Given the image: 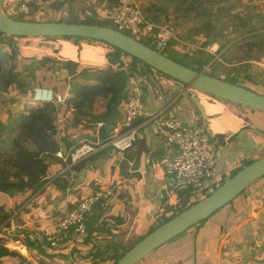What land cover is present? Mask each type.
Listing matches in <instances>:
<instances>
[{"label": "trees", "instance_id": "1", "mask_svg": "<svg viewBox=\"0 0 264 264\" xmlns=\"http://www.w3.org/2000/svg\"><path fill=\"white\" fill-rule=\"evenodd\" d=\"M118 1H107L108 6L106 8L112 10ZM138 1L142 5L146 18L150 21H160L163 18L168 20L170 13L173 12L176 15V19L182 20L183 25L192 24L190 29L180 23H178V27L184 33L183 40L198 45L199 48H186V46L172 41L170 45L176 44L179 47L178 52L180 51L179 49L183 48V52H185L184 60L181 61L177 58L178 53L172 50L169 52L174 55L166 56L195 71H201L205 66L212 63L211 72H208L211 77L220 78L217 76L216 71H213V66L224 65L221 62L224 54L220 55V59L215 60V56L206 49L213 44H217V53L220 54L222 50L231 46L235 38H242L244 55L239 58H246L239 60V65L232 67L233 73H228L223 79L264 95L260 92V89H264V84H260L257 74H253L249 70L250 67H253L249 61L259 60L264 51V13L259 10L258 3H254V0ZM50 5L59 8V6L64 4L62 2H52L47 7ZM30 8L31 15H35L37 6L30 4ZM9 17L20 21L35 22V20L12 17L10 15ZM225 19L231 24L233 22V25L229 27V25L224 23ZM69 23L109 27L97 23L74 21ZM197 38H202L203 40L200 41ZM39 39L41 38L10 36L0 32V98H5L6 94L12 92L14 97L12 100L10 99L11 105L13 110L16 109L15 112H10L9 110L6 121L5 119H0V193L21 197V200L23 199L22 204L17 209L22 208V212H25L30 205H34L35 201L48 188H67V180H65L64 184L62 175L53 179L54 176H52L53 173L51 172L52 165H62V159L57 156L63 149L61 141L67 145L65 149H72L75 144H73L70 135L82 138L85 132L90 131L97 121L105 122V119L110 114L112 105L117 104L119 106L126 99L130 92L128 89L129 82L149 71V67L143 62L112 47V51L108 53L107 63L101 67H88L82 70V67L76 62L67 61L65 62L66 64H63L64 73L61 81L62 83L65 81V83H63L62 89L65 92L69 90L73 95L65 103L60 105L48 103L23 110L20 106L22 100L26 97L28 89L34 86H41L38 84H40L42 79L51 86L42 87L56 88L57 90H54L56 93L61 92L58 91L59 85L54 80V75L50 74L55 72L53 71L54 67L61 63L53 55L55 53L41 57H30L24 61L23 69L19 67L16 70L17 62L21 60L20 57H22L23 53V46L20 45V41H26L27 45H31L32 41H38ZM145 45L155 50L154 47L148 44ZM171 46L169 49H171ZM34 48L35 52L46 53L44 49L39 48L38 50L36 49L38 47ZM71 77L78 81L69 85L68 80ZM248 82L255 88L248 86ZM59 118L63 119L60 124L58 123ZM61 127H64L68 136L64 139L59 136ZM105 133L106 135L108 134L106 130ZM7 167L16 170V173L11 175L7 171ZM75 168L76 166L71 170ZM31 198L33 200H30ZM179 198L177 210L173 211L175 214L165 216L161 222L155 225L156 227L153 226L149 229L148 234L154 230V227L156 229L182 210L196 203L190 202L192 197L189 194H180ZM28 201L29 203H27ZM100 211L102 212L103 210L101 205L98 204L88 221V235L98 229L95 226ZM18 219L21 220L20 214L15 215L14 209L0 206V264H64L65 261L63 259L71 257L68 255V249L72 255L81 252L74 244H67L58 249L51 248L46 242L42 230L39 229H35L33 232L23 230L14 236V239L18 240L21 235L22 239H24L22 245H25L31 252L36 250L37 256H32L33 254L30 252L31 258L28 259L16 250H10L6 247V242L2 239V236L11 234L7 229L12 224L16 225L19 223ZM92 219L95 221L93 222ZM102 227H105V225ZM100 231L103 230L100 229ZM134 244L115 243L112 246H95L93 252L89 250V254L84 259L92 264H115L120 259V256ZM47 247L49 248L48 250Z\"/></svg>", "mask_w": 264, "mask_h": 264}, {"label": "crops", "instance_id": "2", "mask_svg": "<svg viewBox=\"0 0 264 264\" xmlns=\"http://www.w3.org/2000/svg\"><path fill=\"white\" fill-rule=\"evenodd\" d=\"M183 34L182 31V38ZM85 43L96 46L98 63L90 66L94 65L92 59L77 61L76 57H64L63 61L57 64L60 65L59 73H64L63 64L67 61L78 63L82 70L101 67L107 63L112 47L91 39H87ZM176 46L173 44L170 50L178 53ZM136 81L137 79L129 82L128 89L138 90L140 93L139 90L144 88L143 83L146 80H138V84ZM68 83H72L71 79ZM146 83L149 89L146 92L147 101L143 103L146 115L160 113L158 120L176 119L211 137L217 157L214 180L207 184L209 189L218 184L221 186L236 172L264 156L263 113L246 108L229 110L223 102L213 99V104H210L207 102L208 97L199 94L205 105L204 118L196 105L190 101L191 93L183 91L182 84L171 79H162V94L157 90L155 94L150 84L148 85L149 81ZM119 112L122 115L120 109ZM121 119L122 116L114 121L113 129L120 125ZM145 120V116L139 117L136 125ZM105 129L108 133L106 123ZM109 133H112V130ZM59 136L61 139L68 137L64 127H61ZM70 137L72 141H79L77 136ZM76 141H73V144H76ZM61 142V151L68 152L70 149H65L67 145ZM173 149L167 146L151 127L146 126L140 131L134 151L127 154V158L134 164L132 172H128L129 165L123 168L125 161H121L116 151H111V148L99 151L73 170L62 172V165H52L53 179L62 175L63 183L65 184V180L68 182L67 188H48L34 205L28 208H45L43 211L48 212L44 214L43 219L37 220L34 228H31L29 224L32 222L26 224L28 222L21 218L19 223L12 224L13 226L7 229L11 232L8 235L14 237L23 230L33 232L35 229L51 227L87 194L111 185L115 186L118 192L117 201L110 207L112 216L105 223V227L98 225V218L95 226L98 229L89 235L87 233L85 241L92 243L90 246L94 249L101 244H128L134 243L137 238L142 239L153 224L161 222L165 216L173 214L177 209L179 196L171 194L166 188L170 176L165 169L155 166L170 155ZM18 213L22 217V210ZM101 213L100 211L99 214ZM2 237L6 238L5 235ZM21 239L20 235L19 241L15 239V242L22 246L20 250L23 253L28 252L29 249L22 245L24 241H20ZM31 253L32 256L37 254L36 250ZM146 259H152L148 264H264V176L207 220L172 239Z\"/></svg>", "mask_w": 264, "mask_h": 264}, {"label": "built area", "instance_id": "3", "mask_svg": "<svg viewBox=\"0 0 264 264\" xmlns=\"http://www.w3.org/2000/svg\"><path fill=\"white\" fill-rule=\"evenodd\" d=\"M30 4L42 8L46 1L15 0L13 6L16 13L29 15L31 12ZM108 16L117 27L116 30L127 31L131 37L140 36L143 39L153 41L160 49H167L172 41L187 48H199L198 45L183 40L173 16L169 17L168 20L164 18L154 22L148 20L138 0H119L117 7L111 12L101 14V18H108ZM214 45L209 46L206 50L213 54L217 60L220 59V54L216 55L218 46ZM176 47L178 50L179 47ZM249 63L264 70V54L259 60H251ZM211 64L203 68L206 73L211 70ZM186 91L192 96L200 94L193 88ZM69 98L68 93L55 95V92L50 88L34 86L27 91L21 109L26 110L48 103L60 105ZM119 109L122 113L121 123L112 129V133L106 135L105 122L97 121L93 128L85 132L84 135L95 137L96 142L85 138L79 140L68 152L61 151L57 154L62 159V172L71 170L106 148H111L120 154L121 160H128V172H132L133 161L126 158V155L134 151L140 131L148 126L163 139L167 146L174 148L172 153L160 160L158 165L165 169L170 176L167 190L173 195L189 194L192 198L201 197L207 192L209 189L208 182L213 181L215 177L217 157L209 135L186 126L176 119L158 120L160 113L146 115L138 90L130 91L123 103L119 105ZM228 109L233 110L234 108L229 107ZM142 116L146 117L145 122L132 126V123ZM58 122H63V119L59 118ZM117 195V188L111 185L93 190L77 202L72 209H69L62 219H59L53 226L42 230L46 242L54 249L67 244L84 242L87 237L88 221L95 207L100 204L103 210L98 221V225L102 227L112 216L110 207L114 201H117Z\"/></svg>", "mask_w": 264, "mask_h": 264}, {"label": "water", "instance_id": "4", "mask_svg": "<svg viewBox=\"0 0 264 264\" xmlns=\"http://www.w3.org/2000/svg\"><path fill=\"white\" fill-rule=\"evenodd\" d=\"M10 1L0 0V32L4 34L29 38L76 37L100 41L138 59L152 69L147 73L146 77L139 76L136 81L137 84L138 80L144 82L147 78L149 81L148 85L150 84L151 87H154L162 94L161 81L168 78L182 84L184 86L183 91L189 88L199 91L201 95L208 97L207 102H210V104H213V99H219L264 114V95L232 84L223 78L211 77L206 74L205 69L195 71L186 67L115 28L56 21L34 22L15 20L4 11L7 3ZM116 7L117 5H115ZM59 70L60 65H56V73ZM154 72L164 77L156 79ZM146 85L147 83L144 82L143 87H146ZM139 88L142 87L139 86ZM190 101L196 105L202 116L206 118V110L202 98L198 95L192 96ZM120 118L119 106L113 104L110 114L105 119L108 133L113 129L114 121ZM85 138L93 142L97 141L95 137L91 136H84L79 140ZM73 141L76 140L74 139ZM263 176L264 156L245 166L212 193L187 209L182 210L176 216L147 234L126 251L115 264H139L148 255L172 239L207 220Z\"/></svg>", "mask_w": 264, "mask_h": 264}, {"label": "rangeland", "instance_id": "5", "mask_svg": "<svg viewBox=\"0 0 264 264\" xmlns=\"http://www.w3.org/2000/svg\"><path fill=\"white\" fill-rule=\"evenodd\" d=\"M46 4L42 7V8H37L36 9V16L34 14L31 15V13L29 15H21V14H17L15 12L14 9V2L15 0H12L10 2L7 3V6L5 7L4 11L6 14L12 16V17H19V18H23V19H29V20H35V21H56V22H64V23H69L71 21L74 22H85V23H97L99 25H105V26H109L112 28H117L111 21V19L109 18H101V14L106 12V14L108 12H111L112 10L107 9L106 7L108 6L107 1L109 0H76V1H67V0H45ZM49 1V2H48ZM67 1V2H66ZM52 2H62L64 5L59 6V8H56L54 6H48V4H51ZM254 3H258L257 5L259 6V10L264 13V0H254ZM64 6V7H63ZM63 7V9H62ZM108 10V12H107ZM173 16L178 23H180L181 25H183L182 20L181 19H176V15L171 12L170 13V17ZM225 24L229 25V27L231 25H233V22L231 24V22H229L227 19H225L224 21ZM183 26H185L187 29H190L192 27V24L186 25L184 24ZM180 31L181 28L179 27ZM124 34L127 35H131L129 32L127 31H123ZM264 32V30H263ZM182 33V31H181ZM41 39H39L38 41L34 40L32 41L31 45H27L26 41L21 40L20 41V45H22V57L21 60H19L17 62V66H16V70H18V68H24V61L27 60L28 58L32 57L34 58L35 56L37 57H41V56H47V55H55L56 57L59 58V60L63 61L64 57H76L77 61H86L88 59H92L94 61V65H90V66H95L96 63H98L99 61V57H98V52L96 49V46L94 45H89L88 43H85L87 39L85 38H76V37H40ZM132 38L150 45L151 47H154L156 51L163 53L164 55H174L171 54L172 52L169 49V47L167 49H160L153 41L147 40V39H143L140 36H132ZM233 40V36L231 37ZM203 39L200 38V41H202ZM243 39L242 38H235L234 41L232 42L231 46L227 47L226 49L222 50L220 52L222 55L221 62L224 63V65L222 66H218V65H214L213 66V71H216L217 76H219L220 78H224L228 73H233L232 72V67H236L239 65V60H243L246 57L243 58H239L241 56L244 55V50L242 49V45H243ZM172 44V43H171ZM217 45V44H215ZM214 45V46H215ZM108 46V45H106ZM171 46V45H170ZM218 46V45H217ZM34 47H38L36 49L39 50L40 49H44L46 53H42L40 51V53L35 52V48ZM187 48V47H186ZM185 49V48H184ZM186 50V49H185ZM256 51V49H254ZM183 48L178 52V56L177 58H179L181 61L184 60V53L182 54ZM188 53V51H187ZM264 54V51H263ZM262 54V55H263ZM216 55H219V53H216ZM259 57V56H257ZM72 61L74 60L73 58L71 59ZM21 65V66H20ZM149 71H151L152 69L149 68ZM251 71V73L253 74H257V79L258 82L260 84H264V70L258 69L255 66L250 67L249 69ZM55 71V67L54 70ZM149 71L143 73L145 75V77L147 76V73H149ZM211 72V71H210ZM155 78L159 79L164 77L163 75L154 72ZM51 75H54V80L56 81V83L58 82V91H61L60 93H62L63 91V83H65V81L62 83L61 79H62V75L61 73L57 72H53L50 73ZM206 74H209L208 72ZM143 75V76H144ZM167 78V77H165ZM72 83H75L76 81L73 78H70ZM69 79V80H70ZM168 79V78H167ZM136 80V79H134ZM170 80V79H169ZM147 78H146V82H147ZM47 81H44L43 79L41 80L40 84L41 86H49L46 83ZM248 86L253 87L252 84L250 82L247 83ZM48 87V88H49ZM32 88V87H31ZM152 92L155 93L156 89L154 87H152ZM255 88V87H253ZM53 91L57 90L56 88H50ZM29 90V89H28ZM149 89H147V87H144L143 89L139 90L140 91V95H141V100L142 103H145L147 101V91ZM55 92V91H54ZM65 92V91H63ZM66 92L71 96L72 93L69 90H66ZM260 92L264 94V89H260ZM59 93L55 92V95H57ZM66 94V93H65ZM156 94V93H155ZM190 94V93H189ZM5 95V93H4ZM14 94L11 92L9 94L5 95V98H0V119H5V121L7 120V116L9 115V110L10 112H15V110H13L12 105H11V100L14 97ZM11 99V100H10ZM219 100V99H218ZM221 102H223L226 106L229 107H233V108H246V107H242L233 103H229L226 102L224 100H219ZM23 104V100L22 103ZM21 108V106H20ZM248 109V108H246ZM252 110V109H251ZM18 112V111H17ZM19 113V112H18ZM16 114V113H15ZM59 123V122H58ZM60 124V123H59ZM137 124L136 121H134L132 123V126H135ZM111 151H114L113 149H111ZM115 152V151H114ZM117 156L120 158V154H117ZM127 158V155H126ZM121 161H125V163H123V168L125 169V167L128 165V160H121ZM127 162V163H126ZM159 164L155 165L158 166ZM7 171L10 172L11 175H14L16 170L7 167ZM220 184H218L217 186L211 187L209 190H207V192H205V194L201 197H196V198H190V202L195 203L200 201L201 199H203L204 197H206L207 195H209L210 193H212L215 189L218 188ZM23 200V199H22ZM22 200L21 197L19 196H10V195H5V194H1L0 193V206H6L10 209H14V213H18V211H20L22 208L17 209L21 204H22ZM30 200H33V198H31ZM29 200V201H30ZM29 201L27 203H29ZM45 206V205H44ZM31 207V205L29 206ZM36 208L39 207H35L34 209L36 210ZM34 209H26L25 212H27V214L25 212H22V217L24 220H26L25 222H28L26 224H29V222H32L29 224V226L31 228H34L35 222L37 220L41 221L44 217V214L47 213L48 211H43L45 210V208H42V210H35ZM30 210V211H29ZM177 210V209H176ZM179 211V209H178ZM33 212V213H31ZM175 214V213H173ZM170 214V215H173ZM56 216V215H54ZM169 216V215H168ZM19 220V219H18ZM31 220H35V221H31ZM20 221V220H19ZM156 224H153V226H155ZM13 226V225H12ZM156 227V226H155ZM154 227V229H155ZM14 230H16V227L14 228ZM17 233V232H16ZM15 234V233H14ZM147 234H145L146 236ZM144 236V237H145ZM3 240H5L6 242V247L10 248V250H16L17 252H19L21 255H25L28 259H30V255H29V251L25 253H23L20 248H22L21 245H19V242H15L14 237L8 235L5 237H2ZM140 238H137L135 240V244L140 241ZM24 239H21L20 241H23ZM18 241V240H17ZM92 243H89L88 241L85 242H81V243H75L74 245L76 246V248H78L81 252L80 253H75L72 255L71 251L68 249V255L71 257H66L63 260L65 261L64 264H92L90 262H88L86 259H84V257H86L89 254V250H91L93 252V249L90 245ZM106 244V243H104ZM134 244V245H135ZM97 245V244H96ZM115 245V243H110L109 246ZM98 246H105L103 244L101 245H97ZM19 248V249H18ZM49 248L47 247V250ZM111 251V250H109ZM122 255V254H120ZM121 257V256H120ZM88 259V258H87ZM152 259H144L142 260L139 264H148L149 262H151ZM151 264V263H150ZM157 264V263H156Z\"/></svg>", "mask_w": 264, "mask_h": 264}, {"label": "clouds", "instance_id": "6", "mask_svg": "<svg viewBox=\"0 0 264 264\" xmlns=\"http://www.w3.org/2000/svg\"><path fill=\"white\" fill-rule=\"evenodd\" d=\"M117 5V4H116ZM115 8V7H114ZM48 88V87H47ZM73 95H71L70 97H72ZM84 137V136H83ZM78 139H81V138H78ZM77 142H78V140H77Z\"/></svg>", "mask_w": 264, "mask_h": 264}]
</instances>
